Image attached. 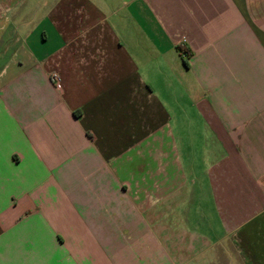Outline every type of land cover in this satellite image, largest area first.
Here are the masks:
<instances>
[{
	"label": "crops",
	"instance_id": "0c3cea01",
	"mask_svg": "<svg viewBox=\"0 0 264 264\" xmlns=\"http://www.w3.org/2000/svg\"><path fill=\"white\" fill-rule=\"evenodd\" d=\"M117 1L0 0V264H264V0Z\"/></svg>",
	"mask_w": 264,
	"mask_h": 264
},
{
	"label": "rangeland",
	"instance_id": "374dc122",
	"mask_svg": "<svg viewBox=\"0 0 264 264\" xmlns=\"http://www.w3.org/2000/svg\"><path fill=\"white\" fill-rule=\"evenodd\" d=\"M120 8V3L116 0H107V5H106V11L108 13H111L113 11H117ZM121 19V15L120 13H115L113 15V17L111 18V21L116 22L117 20ZM124 19V17H123ZM146 20L144 18V16H142V20L144 21ZM129 31V32H128ZM128 31L124 30V29H118L116 31V37L118 39V41L120 42V44H123L125 46V50L128 52H131V44H129V42L132 41L133 38H135L131 28L128 29ZM138 38V37H137ZM142 47V45H141Z\"/></svg>",
	"mask_w": 264,
	"mask_h": 264
},
{
	"label": "built area",
	"instance_id": "2783aa9c",
	"mask_svg": "<svg viewBox=\"0 0 264 264\" xmlns=\"http://www.w3.org/2000/svg\"><path fill=\"white\" fill-rule=\"evenodd\" d=\"M56 78V77H55ZM55 80V79H54Z\"/></svg>",
	"mask_w": 264,
	"mask_h": 264
}]
</instances>
